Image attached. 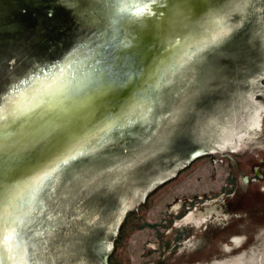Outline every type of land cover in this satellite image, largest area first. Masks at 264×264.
I'll return each instance as SVG.
<instances>
[{
    "label": "water",
    "instance_id": "1",
    "mask_svg": "<svg viewBox=\"0 0 264 264\" xmlns=\"http://www.w3.org/2000/svg\"><path fill=\"white\" fill-rule=\"evenodd\" d=\"M0 132L3 264H264V0H0Z\"/></svg>",
    "mask_w": 264,
    "mask_h": 264
},
{
    "label": "snow or ice",
    "instance_id": "2",
    "mask_svg": "<svg viewBox=\"0 0 264 264\" xmlns=\"http://www.w3.org/2000/svg\"><path fill=\"white\" fill-rule=\"evenodd\" d=\"M138 12H143V8H137ZM226 28L220 27L211 37L210 39L201 41L196 46V51H191L190 49L183 50V57L187 59H191L192 56L196 55L202 47H206L210 43L218 42L224 35L226 34ZM180 39L173 40V43H179ZM100 87L98 83H80L75 88L67 90L64 92L65 98L68 96L74 97L73 103H83L85 100L90 99V94L93 90ZM60 91L57 89L50 93L53 97L56 96V92ZM60 107L61 112L69 111L67 105H63V100L59 101L56 105ZM55 127L51 129V139L47 137L43 138L40 142H38V147L36 149L37 154L39 155V161L33 169L32 177L24 183L23 190L27 191L29 195L35 199L37 193L40 190L43 182L51 177L55 172H57L61 165L67 164L69 161L74 160L77 156L81 155L82 152L87 148L86 141L82 139L79 135L73 133L71 130H64L62 132H57V129H61L63 126L60 124H56L53 121ZM112 124L108 123L105 127L101 128V131H106L107 128L111 127ZM57 136L60 138L57 139ZM5 148V139L2 132H0V178L3 176V151ZM198 155L199 153H195ZM20 187V186H17ZM4 191L2 182H0V193ZM28 212H31V209H28ZM27 215V213H23ZM19 219L17 216L15 219L6 218L5 214L0 211V239H3V233L6 229H10L12 231L15 230V224ZM11 239V237H7ZM15 258V257H13ZM0 264H3L2 260H0Z\"/></svg>",
    "mask_w": 264,
    "mask_h": 264
}]
</instances>
